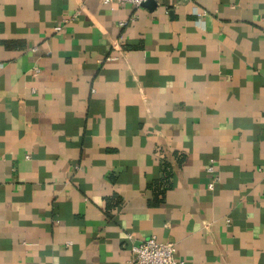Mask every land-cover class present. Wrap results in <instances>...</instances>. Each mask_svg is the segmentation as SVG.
<instances>
[{
    "label": "crops",
    "instance_id": "crops-1",
    "mask_svg": "<svg viewBox=\"0 0 264 264\" xmlns=\"http://www.w3.org/2000/svg\"><path fill=\"white\" fill-rule=\"evenodd\" d=\"M154 1L0 0V264H264V0Z\"/></svg>",
    "mask_w": 264,
    "mask_h": 264
},
{
    "label": "built area",
    "instance_id": "built-area-1",
    "mask_svg": "<svg viewBox=\"0 0 264 264\" xmlns=\"http://www.w3.org/2000/svg\"><path fill=\"white\" fill-rule=\"evenodd\" d=\"M103 4H122L129 3L135 8L142 5L147 0H99ZM67 22V20H63ZM127 22H120V25H125ZM57 30L60 26L55 27ZM112 57H108V60ZM1 66V64H0ZM39 72L38 68H34V73ZM215 160L210 159L205 167V172L210 176V181L207 183V189H213L216 182L219 181V176L216 174L214 167ZM130 264H185V261L175 256V246L172 242H163L155 237H149L131 246Z\"/></svg>",
    "mask_w": 264,
    "mask_h": 264
},
{
    "label": "water",
    "instance_id": "water-1",
    "mask_svg": "<svg viewBox=\"0 0 264 264\" xmlns=\"http://www.w3.org/2000/svg\"><path fill=\"white\" fill-rule=\"evenodd\" d=\"M142 6H146V7H152L155 6V1L154 0H147L145 2L142 3Z\"/></svg>",
    "mask_w": 264,
    "mask_h": 264
},
{
    "label": "trees",
    "instance_id": "trees-1",
    "mask_svg": "<svg viewBox=\"0 0 264 264\" xmlns=\"http://www.w3.org/2000/svg\"><path fill=\"white\" fill-rule=\"evenodd\" d=\"M169 174L167 173L166 178H168Z\"/></svg>",
    "mask_w": 264,
    "mask_h": 264
}]
</instances>
